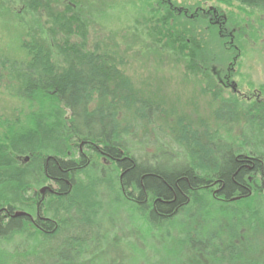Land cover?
<instances>
[{"label": "trees", "instance_id": "obj_1", "mask_svg": "<svg viewBox=\"0 0 264 264\" xmlns=\"http://www.w3.org/2000/svg\"><path fill=\"white\" fill-rule=\"evenodd\" d=\"M16 1L44 24L38 30L20 33V59L0 49V83L5 79L10 94L25 99L31 108L22 116L0 117V245L14 238L33 240L45 259L62 263V257H71L72 264L82 263V249L93 240L94 220L103 207L101 192H107V187L151 228L171 224L198 203L243 213L240 207L262 191L255 179H264V157L240 151L230 143L211 140L203 164L189 159L170 164L165 159L137 155L138 149L130 150L122 134L129 136L126 118L147 119L154 107H141L143 101L124 73V56L107 45L88 48L90 21L84 9L90 5L85 0H6L0 7L9 11L7 2ZM149 1H155L157 7L145 20L148 39L178 57L185 77L202 78L208 88L217 91V113L227 116L241 111L251 121L262 119L264 107L223 97L211 74L216 60L208 55L210 39L216 38L229 52L242 48L245 29L238 23V14H223L226 22L219 30L205 21L197 10L200 5L176 7L170 0H145L147 5ZM212 1L229 8L236 5L241 13L248 9L264 12V0ZM207 25L210 29L205 34L203 26ZM119 115L125 117L122 132ZM79 146L88 150L85 156L79 155ZM103 157L113 163L112 177L105 180L99 172L98 179L92 181L88 173L103 169ZM25 158L27 163L20 164ZM250 175L251 184L247 181ZM44 187L49 189L41 195L39 190ZM31 188V194L37 192V200L33 195L27 197ZM36 204L49 231L39 237L31 233L23 216L12 217L15 212L34 214ZM6 212L9 219L3 215ZM261 218L264 225V211ZM194 244L198 245L190 243L192 248L199 249L206 243L198 240ZM39 254L26 258L41 264ZM242 258L210 260L214 264L225 260L227 264H264Z\"/></svg>", "mask_w": 264, "mask_h": 264}, {"label": "rangeland", "instance_id": "obj_2", "mask_svg": "<svg viewBox=\"0 0 264 264\" xmlns=\"http://www.w3.org/2000/svg\"><path fill=\"white\" fill-rule=\"evenodd\" d=\"M85 1L91 7L84 9L90 21L88 48L92 49L96 44L107 45L124 56V73L143 101L141 107L143 104L154 107L147 119L126 118L130 122L129 136L122 134L130 150L138 149L137 155L153 156L154 160L165 159L170 164L188 159L203 164L207 154L205 148L211 146V140H217L230 143L240 151L264 157V116L251 121L241 111L227 116L217 113L219 104L214 95L217 91L208 88L202 78L185 77L184 66L178 57H173L148 39L145 20L149 18L150 10L157 7L155 1H149L148 5L145 0ZM4 2L6 0H0V4ZM170 2L176 7L200 5L207 12H210L208 8H214L218 14L220 11V15L238 14V23L245 29L242 48L234 49V52L230 49L229 52L212 36L213 39L206 43L209 58L215 57L216 60L212 62L211 69L216 82L222 81L230 71L231 80L239 91L253 96L260 92V99L264 100V12L248 9L241 13L236 5L224 7L212 0ZM7 3L9 11L0 7V49L20 59L18 36L32 29L38 30L44 21L37 15L24 12L18 1ZM17 13L19 19H15ZM209 29V25L203 26L205 34ZM10 87L5 79L1 80L0 117L27 114L31 109L28 102L11 95ZM217 88L223 91V97L231 96V92L221 85ZM253 99L251 104L243 100L240 103L250 106ZM119 116L122 132L126 125L125 117ZM102 165L103 169L88 171L92 181L98 179L99 172L105 180L112 177V166L107 168L103 162ZM255 181L260 187L263 185V190L253 195L247 206L240 207L244 209L243 213L222 210L217 204L198 203L196 209L181 213L171 224L158 228L145 226L140 220L142 216L130 212L129 206L107 187V192H101L103 207L94 220L93 240L83 247L81 257L84 258L79 264H214L210 257H243L264 263V225L261 218L264 179L256 177ZM32 188L27 197L31 195ZM251 206H254L253 212H249ZM23 240L14 238L0 245V264H33L26 257L40 253L35 246L36 241ZM198 240L206 244L199 249L192 248L190 243L197 247L198 244L194 243ZM39 255L41 264H72L71 257H62L61 263L53 258L45 259V254ZM224 262L227 264L226 260Z\"/></svg>", "mask_w": 264, "mask_h": 264}, {"label": "flooded vegetation", "instance_id": "obj_3", "mask_svg": "<svg viewBox=\"0 0 264 264\" xmlns=\"http://www.w3.org/2000/svg\"><path fill=\"white\" fill-rule=\"evenodd\" d=\"M168 5L169 2L165 1ZM213 8H209L210 12L204 11V9H197L199 10V13L204 17L205 21L211 25V26H216L217 29H222V27L225 25L226 22V18L223 15H220L218 13H216L215 10H212ZM233 69L231 68V71ZM230 72V71H229ZM227 72V74L222 78V81H218L217 87L220 85L223 87L224 90L230 91L231 92V96L234 98H238L239 97V101H244V102H250L249 104H251V101L253 99L254 103H256L257 106H262L264 107V100L260 99V95L258 93L257 96H253L252 94L249 93H242L241 91H239L237 89V85L231 80L232 76L231 73ZM214 74V73H213ZM217 79V78H216ZM219 80V79H218ZM88 150L85 149V147L83 146H79V155L81 156H85L84 153H86ZM87 160V159H86ZM89 161V160H87ZM102 162L104 164V166H106L107 168L112 166V161L105 159L104 157L102 158ZM247 181L249 184L252 183V176H248ZM51 186H53V182H50ZM262 186V190H263V185ZM55 187V186H54ZM33 198L34 200L38 199L37 196V192H33ZM40 197V196H39ZM43 198V197H41ZM26 216H23L25 219H27L28 223H26V226L29 228V230L31 231V233H36L37 236H41V234L44 233H49V231L44 228L45 222L44 220H42V218L39 216V204H36L35 206V213L31 214L29 212H25ZM5 217H7V219L10 218V214L9 213H4L3 214ZM27 241V240H26ZM38 241V239H37Z\"/></svg>", "mask_w": 264, "mask_h": 264}, {"label": "water", "instance_id": "obj_4", "mask_svg": "<svg viewBox=\"0 0 264 264\" xmlns=\"http://www.w3.org/2000/svg\"><path fill=\"white\" fill-rule=\"evenodd\" d=\"M27 160H28V158L23 159V160H22V163H26ZM48 189H49L48 187H44V188H42V189L39 190V193H40L41 195H43L44 192H45L46 190H48ZM235 200H237V199H235ZM22 216H26V214H25V213H21V212H15L14 215H13L12 217H13V218H18V217H22Z\"/></svg>", "mask_w": 264, "mask_h": 264}]
</instances>
